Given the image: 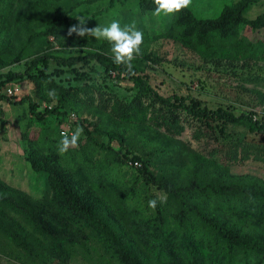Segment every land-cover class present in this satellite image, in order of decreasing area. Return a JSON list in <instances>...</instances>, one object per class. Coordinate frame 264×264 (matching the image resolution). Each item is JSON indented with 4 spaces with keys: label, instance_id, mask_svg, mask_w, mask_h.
Masks as SVG:
<instances>
[{
    "label": "trees",
    "instance_id": "obj_1",
    "mask_svg": "<svg viewBox=\"0 0 264 264\" xmlns=\"http://www.w3.org/2000/svg\"><path fill=\"white\" fill-rule=\"evenodd\" d=\"M256 1L239 0L216 18H198L189 8L183 9L162 37L202 58L245 60L251 56L252 44L244 32L264 28V16L246 15ZM138 6L141 11L154 10L151 0H139ZM0 23L22 38L15 61L36 38L58 37L70 25L47 0H0ZM143 36L147 39V34ZM110 56L98 50L63 56L47 51L21 73L0 74V84L27 78L53 85L54 74L65 75L60 80L66 84V89L56 84L57 103L46 104L51 109L38 110L28 96L13 100L27 103L30 117L39 122L54 117L59 130L28 142L25 161L44 183L40 197L0 179V254L23 264L50 260L71 264L77 256L87 264H264V180L229 173L232 164L249 159L264 162V149L239 140L219 160L192 156L182 170H149L172 154L170 143L184 131L182 116L203 126L206 138L223 135L231 127L264 136V118L251 111L235 112L231 106L208 109L175 94L164 97L144 74L150 63L157 62L150 55L137 57L131 72L115 65ZM5 63L0 56V68ZM95 76H112L110 81L130 84L135 91L127 103L102 98L98 111L112 124L131 130L129 138L149 150L139 169L146 181L143 187L152 186L162 196L153 198L157 207L150 212L129 205L134 187L113 176L121 163L108 142L89 134L78 147L58 152L60 129L70 113L77 117L72 105L80 102L79 92ZM156 141L164 145L147 148ZM115 201L125 208L115 206Z\"/></svg>",
    "mask_w": 264,
    "mask_h": 264
},
{
    "label": "rangeland",
    "instance_id": "obj_2",
    "mask_svg": "<svg viewBox=\"0 0 264 264\" xmlns=\"http://www.w3.org/2000/svg\"><path fill=\"white\" fill-rule=\"evenodd\" d=\"M238 1L192 0L189 9L198 18H216L224 8L231 7ZM138 2L139 0H47L49 6L58 7V10L65 14L70 25L61 29L59 36L63 35V37L60 39L59 36L52 35L36 38L18 61L15 59L22 38L0 23V56L6 58V65L0 68V74L21 73L29 67L36 56L47 51L63 56L98 50L111 55V46L106 41L96 40L94 37H80L75 33L68 34L69 28L78 25L76 19L78 16L88 18L85 26L89 28L96 25L107 26L113 20H118L121 27L135 21L137 29L147 34V39L143 36L141 54L137 57L146 54L157 61L150 63L151 66L145 69L144 74L148 76L151 85L159 94L164 97L172 94L187 97L208 109L231 106L235 112L251 111L264 118V28L259 31L244 32L245 37L252 44L251 56L245 60L202 58L179 42L162 37L169 30L174 16L154 17L152 15L154 10L141 11ZM246 15L248 18L264 16V0L253 3ZM64 76L54 74L53 85L25 78L16 83L19 89L15 98L28 96L36 103L38 110H42L49 102L55 105L58 97L56 84L58 86L63 84L66 89L65 82L60 80ZM110 78L102 79L95 76V79L83 86L85 91L78 94L80 102L72 105L77 110V121L69 135L76 127H82L83 134L78 146L88 138L89 134L100 141L108 142L107 145L111 146L112 152L119 154L121 163L113 176H117L124 186L134 187V193L127 198L131 200L129 205L133 207L136 204L138 212L147 213V210L148 212L151 210L148 201L162 197L161 192L156 188L143 187L146 181L139 169L143 168L149 150L129 138L131 130L123 129L122 125L116 123L112 124L98 111L102 98H116L127 103L132 100L135 91L130 89V84L110 81ZM50 89L56 90L54 98L46 94ZM67 100L68 103L72 102L70 98ZM0 114V179L5 185L27 195L40 197L44 183L41 178H37L25 161L28 142L30 139L35 141L40 137L54 136L59 126L52 116L46 117L43 122L31 118L25 102L16 104L12 100L7 101ZM182 117L185 119L182 122L184 131L170 143L169 149L172 150V154L166 157L168 160H161L162 162L149 166L150 172L182 170L189 165L192 156L219 160L229 146L238 143L239 140L245 146L264 149L262 135L231 127L223 135L219 134L216 137L214 134V137L206 138L203 136L206 134L203 126L186 116ZM163 145V142L156 141L147 148L151 149L153 146L158 148ZM229 173L237 176L248 174L264 180V162L249 159L243 163L232 164ZM114 205L120 209L125 208L118 201H115ZM93 250L91 249V255L95 257ZM55 263L50 260L48 264ZM0 264L23 263L0 254ZM71 264L87 263L77 256Z\"/></svg>",
    "mask_w": 264,
    "mask_h": 264
},
{
    "label": "clouds",
    "instance_id": "obj_3",
    "mask_svg": "<svg viewBox=\"0 0 264 264\" xmlns=\"http://www.w3.org/2000/svg\"><path fill=\"white\" fill-rule=\"evenodd\" d=\"M192 4V0H151V5L154 8L152 15L154 17H172L183 9H187ZM78 25H74L68 30V34L75 33L80 37H94L96 40L106 41L109 43L111 56L110 59L117 66H123L126 71L133 70V61L141 54V45L143 43V33L136 27L135 21L124 25L118 20H113L107 26L86 27L88 18L78 16ZM50 98L56 96V90L50 89L46 93ZM83 134L82 127H76L75 130L68 134H62L58 144V152L66 153L69 148L78 147V142ZM160 203H164L165 199H160ZM148 207L155 209L157 200L151 199L148 201Z\"/></svg>",
    "mask_w": 264,
    "mask_h": 264
},
{
    "label": "built area",
    "instance_id": "obj_4",
    "mask_svg": "<svg viewBox=\"0 0 264 264\" xmlns=\"http://www.w3.org/2000/svg\"><path fill=\"white\" fill-rule=\"evenodd\" d=\"M19 87L14 82L10 83H4L0 84V112L4 108V104L9 100H14L16 97L17 91ZM43 108L51 109V105H44ZM1 119V114H0ZM77 117L74 113H70L67 120L65 121V124L62 125L60 129V135L62 134H70V131L72 130V123L76 121Z\"/></svg>",
    "mask_w": 264,
    "mask_h": 264
}]
</instances>
